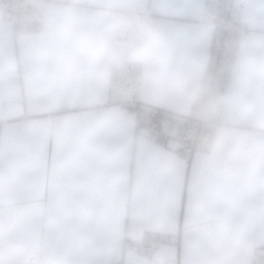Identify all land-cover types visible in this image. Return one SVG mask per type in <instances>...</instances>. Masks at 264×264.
Returning <instances> with one entry per match:
<instances>
[{"label": "crops", "instance_id": "obj_1", "mask_svg": "<svg viewBox=\"0 0 264 264\" xmlns=\"http://www.w3.org/2000/svg\"><path fill=\"white\" fill-rule=\"evenodd\" d=\"M208 0H48L43 30L0 15V264H252L264 254V0L244 35L209 152L189 162L106 103L110 67L143 50L114 10H149L147 101L189 109L205 68ZM126 227L177 232L155 260Z\"/></svg>", "mask_w": 264, "mask_h": 264}, {"label": "built area", "instance_id": "obj_2", "mask_svg": "<svg viewBox=\"0 0 264 264\" xmlns=\"http://www.w3.org/2000/svg\"><path fill=\"white\" fill-rule=\"evenodd\" d=\"M48 0H0V15L8 21L14 36L37 34L43 30V4ZM239 0H208L203 21L212 27L205 68L194 99L186 111L149 102L144 97L145 59L125 58L109 72L106 103L117 105L134 116L135 133L189 162L196 150L209 152L223 110L244 35L250 29ZM149 10H114L113 35L126 47L145 48ZM144 53V51H143ZM177 232L137 230L126 227L124 252L155 260L163 246L178 247ZM252 264H264V254L256 253Z\"/></svg>", "mask_w": 264, "mask_h": 264}, {"label": "bare ground", "instance_id": "obj_3", "mask_svg": "<svg viewBox=\"0 0 264 264\" xmlns=\"http://www.w3.org/2000/svg\"><path fill=\"white\" fill-rule=\"evenodd\" d=\"M115 37V36H114ZM117 40V39H116ZM148 40V39H147ZM121 42V41H120ZM146 45H147V43H146ZM125 46V45H124ZM130 46H134V45H130ZM128 47V46H127ZM126 46H125V48H127ZM139 47V46H138ZM141 48V47H140ZM142 49V48H141ZM143 51H144V53H143V55L142 56H144V59H145V57H146V46H145V48H143L142 49ZM141 58V57H140ZM125 59V58H124ZM131 59V58H130ZM134 59V58H133Z\"/></svg>", "mask_w": 264, "mask_h": 264}]
</instances>
